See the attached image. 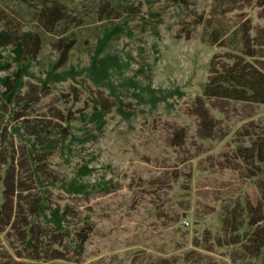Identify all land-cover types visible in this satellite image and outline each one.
Wrapping results in <instances>:
<instances>
[{
	"label": "rangeland",
	"instance_id": "obj_1",
	"mask_svg": "<svg viewBox=\"0 0 264 264\" xmlns=\"http://www.w3.org/2000/svg\"><path fill=\"white\" fill-rule=\"evenodd\" d=\"M60 1L68 13L69 31L78 34L68 67L87 66L89 50L96 44L98 20L104 15L103 0ZM142 3L138 15L129 22L127 33L113 40L108 50L128 63L123 68L124 77L135 78L143 85L151 81L154 88H179L185 95L152 106L150 102L138 101L126 93L127 108L134 112L133 116L126 119L114 108L108 114L99 138L88 142L81 150L84 156L95 159L96 171L90 181L111 179V185L115 187L110 193H96L88 200H73L92 215L95 223L83 264H201L196 255L182 258L193 248L192 244L182 249L176 247L190 242L199 233L196 231L215 224L218 214L195 225L194 211H204L208 204L218 205L223 197L243 187L244 181L233 171L224 169L215 175L199 176L198 159L189 161L188 158L198 150L201 134L227 135L210 153L218 155L229 151L233 133L245 122L243 115L247 111L242 105L257 104L261 110L259 117L264 116V70L251 57L227 47L209 45L201 39L203 26L197 24L196 13L209 16L215 0H191L189 7L174 0L153 4L142 0ZM236 7L239 8L223 17L224 22L232 25L250 17L255 35L256 27L264 23L256 1L246 0ZM0 9L13 19L26 14L24 4L18 0H0ZM152 13L160 14L158 32L150 24L157 19ZM188 30L192 31L189 39L184 36ZM179 33L181 38H177ZM57 36V31L46 36L40 55L42 64L33 67L38 77L44 76L41 69H46L57 58L52 46ZM0 51L6 57L4 60L11 59L10 48H0ZM142 64L151 67V80L136 73ZM14 69L15 65L10 70L0 67V76L9 75ZM122 79L118 73L113 75L116 84ZM26 83L14 105V112L10 113L11 108L3 106L0 98V173L7 170L9 178L19 170L23 176L31 178V173L22 170L21 164L19 170L4 164L5 156L10 153L19 163L24 161V139L30 132L12 116L19 112L24 118L39 123L40 119L59 110L87 109L91 102L89 92L98 88L84 75L78 77V81L68 80L46 87L38 78H27ZM72 87L82 91L81 100L73 107ZM5 127H8L7 131ZM14 127L20 128V133ZM172 145L182 146L179 154L174 153ZM44 153L48 155L50 168L59 171L61 176L70 175L79 159L76 157L67 163L66 155L61 151L46 150ZM182 159L188 161L179 164ZM183 172H191L193 176L190 197H186L180 188L182 182L178 176ZM255 189L251 188L249 192L253 193ZM48 193L55 201L56 197L61 203L72 201L56 188L51 187ZM183 207H189L188 217L181 216ZM8 235L0 233V255L16 257L19 244L15 236ZM201 253L210 255L205 251ZM211 255L222 257L216 253ZM159 258L171 260L160 262Z\"/></svg>",
	"mask_w": 264,
	"mask_h": 264
},
{
	"label": "trees",
	"instance_id": "obj_2",
	"mask_svg": "<svg viewBox=\"0 0 264 264\" xmlns=\"http://www.w3.org/2000/svg\"><path fill=\"white\" fill-rule=\"evenodd\" d=\"M18 1L26 8V14L19 19L8 17L4 9H0V48H10L11 56V59L4 60L6 57L0 51V60H4L0 67L10 70L15 65L11 74L0 76L3 106L11 108L10 113L14 112V105L27 85V78H38L46 87L68 80L78 81V77L84 75L98 88L89 92L91 102L87 109L59 110L52 116L40 119L39 123L24 118L19 112L12 116L30 132L24 139V161L19 163L15 155L10 153L5 156L4 164L18 170L21 164L22 170L27 169L31 173V178L23 176L20 170L12 178H9L7 170L0 173V233L15 236L20 247L15 255L23 259L17 261L14 255L5 257L1 253L0 264H83L87 242L95 231V223L92 215L73 200H88L96 193H110L115 187L111 185V179L90 181L96 171L93 164L95 159L93 156H84L81 150L88 142L99 138L107 123V116L114 108L126 119L133 116L134 112L127 108L126 93L138 101L156 106L160 102H168L170 98L183 97L185 92L179 88H154L151 81L143 85L135 78L124 77L123 68L128 63L119 54L108 50L113 40L127 33L129 22L143 7L142 0L102 1L104 15L98 20L96 44L89 50V64L80 68L68 67L71 51L78 43V34L70 32L67 27L68 13L63 3L60 0ZM145 1L153 4L161 0ZM174 1L187 7L191 4V0ZM245 1L215 0L209 16L196 13L195 18L197 24L203 26V42L238 51L253 58L264 70V23L256 27L254 35L250 17L232 25L223 19L229 12L239 8L236 4ZM255 1L260 8L259 16L264 21V0ZM151 15L157 17L150 24L158 32L160 14ZM56 31L58 36L52 46L57 58L46 69H41L44 76L38 77L33 67L42 64L40 55L47 41L46 36ZM191 34L192 31L188 30L184 36L189 39ZM181 36L179 33L177 38ZM115 73L123 78L120 83L116 84L113 80ZM136 73L151 80L149 64L140 65ZM71 93L73 107L81 100L82 91L72 87ZM242 108L247 111L243 115L245 122L233 133L229 151L218 155L210 153L227 135L201 134L198 150L188 158L189 161L198 159L199 176L230 170L244 181V185L223 197L218 205L208 204L206 210L194 211L195 225H200L202 220L215 213L218 214L217 221L212 226L196 231L199 233L190 242L176 247L182 249L192 244L193 248L183 254V259L196 255L201 264H264V116L259 117L261 110L257 104L246 103ZM77 121L80 125H76ZM14 129L20 133V128ZM172 146L174 153L179 154L182 146ZM46 150L61 151L62 155H66L67 163L79 158L71 174L61 176L59 171L50 168L48 155L44 153ZM188 160L182 159L178 163L184 164ZM192 177L191 172H183L178 176L182 182L180 188L186 197H190ZM51 187L72 201L61 203L57 197L55 201L53 195L48 193ZM254 187L256 191L249 192ZM188 212L189 207H183L181 216L188 217ZM201 251L210 255H204ZM213 253L222 257L216 258L211 255ZM169 260L171 258H159L160 262Z\"/></svg>",
	"mask_w": 264,
	"mask_h": 264
}]
</instances>
